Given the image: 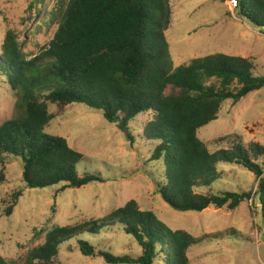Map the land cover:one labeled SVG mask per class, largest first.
Wrapping results in <instances>:
<instances>
[{
	"label": "trees",
	"instance_id": "16d2710c",
	"mask_svg": "<svg viewBox=\"0 0 264 264\" xmlns=\"http://www.w3.org/2000/svg\"><path fill=\"white\" fill-rule=\"evenodd\" d=\"M172 0H57L49 22L57 29L48 47L32 59L21 52L17 38L7 32L0 44V73L15 100V116L0 126V185L10 160H21L25 188L80 189L103 183L99 174L77 165L82 155L62 137L42 131L72 104H83L116 124L133 146H152L144 166L154 172V192L172 210L201 213L207 208L236 210L256 202L264 224V147L243 145L236 137L218 138L210 152L199 130L217 120L222 105H233L264 89V75L240 56L222 53L192 59L174 67L166 39L172 18ZM224 3V0H213ZM238 16L250 26L264 29V0H237ZM149 118L140 128L139 115ZM234 165L250 172L256 186L239 192L213 186L223 179L218 165ZM152 175V176H153ZM153 176V177H154ZM23 188L6 194L0 205L13 214ZM251 205V206H252ZM118 227L131 236L141 254L114 256L78 240L81 255L101 257L106 264H190L188 250L201 239L173 230L135 201L107 217L79 224L52 226L44 240L30 249L21 263L60 264L64 243L87 233L97 235Z\"/></svg>",
	"mask_w": 264,
	"mask_h": 264
},
{
	"label": "rangeland",
	"instance_id": "374dc122",
	"mask_svg": "<svg viewBox=\"0 0 264 264\" xmlns=\"http://www.w3.org/2000/svg\"><path fill=\"white\" fill-rule=\"evenodd\" d=\"M57 0H0V44L12 32L27 59L38 56L48 47L57 29L49 22ZM171 24L166 32L174 67L188 65L194 58L222 53L249 59L256 73L264 75V29L250 26L231 13L228 5L213 0H172ZM15 100L0 73V126L15 116ZM148 115H139L135 126L143 125ZM62 137L70 148L82 155L77 165L84 171L99 174L103 183L93 182L80 189H67L58 196L59 187L25 188L21 160H10L6 181L0 185V203L6 194L23 188L13 214L4 215L0 205V257L6 262L21 263L26 253L41 244L52 226L79 224L107 217L112 211L135 201L142 211L153 212L173 230H183L201 241L192 246L187 257L190 264H264V224L260 207L242 203L234 211L207 208L201 213H179L168 207L154 192L153 180L158 167L144 166L152 146L137 142L129 145L116 124L107 123L102 114L83 104L67 106L42 131ZM236 137L243 145L257 143L264 147V89L250 93L233 105L225 102L217 120L202 127L198 137L210 152L218 149V138ZM223 179L215 191L239 192L255 188L256 179L248 171L219 164ZM154 177H153V176ZM252 205V206H251ZM90 243L96 251L114 256L141 254L134 239L120 228H107L97 235L83 233L59 249L60 264H106L101 257L81 255L77 241Z\"/></svg>",
	"mask_w": 264,
	"mask_h": 264
},
{
	"label": "built area",
	"instance_id": "2783aa9c",
	"mask_svg": "<svg viewBox=\"0 0 264 264\" xmlns=\"http://www.w3.org/2000/svg\"><path fill=\"white\" fill-rule=\"evenodd\" d=\"M224 1L228 5L230 12L234 13V10H236L237 8V0H224Z\"/></svg>",
	"mask_w": 264,
	"mask_h": 264
}]
</instances>
